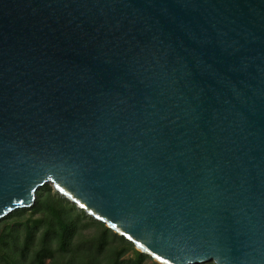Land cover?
<instances>
[{"label": "water", "instance_id": "obj_1", "mask_svg": "<svg viewBox=\"0 0 264 264\" xmlns=\"http://www.w3.org/2000/svg\"><path fill=\"white\" fill-rule=\"evenodd\" d=\"M45 185L157 264H264V0H0V220Z\"/></svg>", "mask_w": 264, "mask_h": 264}, {"label": "trees", "instance_id": "obj_2", "mask_svg": "<svg viewBox=\"0 0 264 264\" xmlns=\"http://www.w3.org/2000/svg\"><path fill=\"white\" fill-rule=\"evenodd\" d=\"M0 264L157 263L45 185L0 220Z\"/></svg>", "mask_w": 264, "mask_h": 264}]
</instances>
